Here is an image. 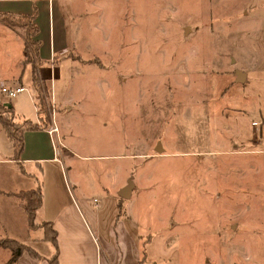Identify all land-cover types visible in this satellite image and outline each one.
Returning <instances> with one entry per match:
<instances>
[{
  "label": "rangeland",
  "instance_id": "374dc122",
  "mask_svg": "<svg viewBox=\"0 0 264 264\" xmlns=\"http://www.w3.org/2000/svg\"><path fill=\"white\" fill-rule=\"evenodd\" d=\"M53 1L57 35V23L63 16L68 29L71 27L74 32L77 29L80 35L79 40L74 41V58L82 64L78 78L70 66L56 61V67L61 66V78L56 83L57 99L67 93L68 88L65 92L61 89H65L69 81L73 85V95H92L87 101L83 99L85 102L80 106H86L88 111H78L71 118L72 146L79 155H72L60 145L61 155L71 156L67 160L71 165L69 174L80 175V189L88 194V203L97 210L102 221H110L121 211L118 203L121 193L120 190L116 192V186L123 182L129 162H136L135 171L130 173L134 180L133 194L129 199L125 198L123 206L129 212L133 210L135 220L140 223L134 230L142 237L139 242L143 264H221L226 255H221L219 249L235 245L230 204L232 181L237 182L236 177L243 176L245 185L248 173L242 169L248 164L258 167L262 159L246 157L244 150L239 151L229 144L232 121L212 122L219 115L213 114L216 108L210 98L214 97L216 89L218 92L230 85L231 78L223 69L228 62L219 61L212 69L207 59L208 54L210 58L222 49L219 38L222 24L227 25L228 33L224 36H227V48L232 57L245 52L255 58L264 51V41L258 33L259 22L247 13L248 8L243 6L246 0ZM224 6L227 7L225 11L222 10ZM261 13L257 11L255 17ZM17 29L25 34L23 28ZM72 29H69V40ZM207 39L220 43V46L215 44L213 54L209 53L210 48L208 54L206 52L204 43ZM27 60L31 61L36 70L34 74L39 77L32 82L33 93L37 95L33 99L27 86L28 89L12 99L21 104L27 119L37 120L38 90L42 89L45 96L42 115H49L47 126H50L53 119L56 120V105L53 80L47 77L55 78L54 70L44 65L33 50H29ZM72 72L74 79L70 80ZM103 78H110L114 83L107 87V83L102 82V88L93 85L96 79ZM113 79L120 83L116 84ZM250 86L259 88L257 83ZM47 87L50 91H44ZM102 89L108 94L115 92V96L107 101L109 103L96 101L94 95L105 92ZM217 92L215 96L223 103L219 102L221 113L229 116L223 112L227 102L221 100L223 97L220 98ZM12 99L0 90L1 101ZM104 104L118 110L117 119L108 126L123 125L122 133L106 134L99 129L104 112H99L98 106ZM22 108L17 106V113H21ZM252 112L247 115L253 116L255 113ZM235 113L242 115L237 110ZM153 114L158 125L146 126V116L150 120ZM132 121H138L139 127L125 128ZM163 121L172 125H161ZM242 121L246 122L240 120V123ZM63 133L60 132L62 138ZM217 133L220 135L218 143L213 142ZM112 139H115L114 143ZM123 140L124 155H135L138 160H109L111 158L100 156L122 149ZM157 141L164 147L160 152L155 150ZM8 142V138L0 137V184L16 183L15 175L22 169L19 162L5 160L13 155ZM116 163L120 172L109 174L105 167L114 170ZM236 163L242 169L234 172L232 180L230 168ZM219 178L223 185L218 187L216 181ZM115 192L117 198L113 196ZM43 234V227L31 231L33 237ZM16 236L19 235L10 232L8 227L0 228V238ZM0 248V264H5L10 259V251ZM227 256L234 258V254Z\"/></svg>",
  "mask_w": 264,
  "mask_h": 264
},
{
  "label": "crops",
  "instance_id": "0c3cea01",
  "mask_svg": "<svg viewBox=\"0 0 264 264\" xmlns=\"http://www.w3.org/2000/svg\"><path fill=\"white\" fill-rule=\"evenodd\" d=\"M11 1L0 0V13L10 12L12 14L25 13L30 15L33 13L35 6L38 7L36 22L40 30L38 34V38L41 41L40 59L44 61V65L54 70L55 78H52L51 75L47 78L53 80L52 90L54 91L56 105L55 118L60 123V131L58 132L60 139L59 146H57V136L51 135L47 127L40 125L37 128H26L23 131V152L20 156H17L13 137H11L3 122L0 121V137L8 138V148L13 152V155L5 160L12 159L17 161L22 167L15 175L16 183L4 182L0 184V228L8 227L10 232L19 235L12 238L28 243L41 256L36 257L30 250L26 249L12 264H48V258L55 253L56 248L54 243L45 237L46 228L43 226L45 222H51L57 230L60 264H143V252L139 242V238L142 237L140 232L137 233L134 230L135 227L140 226V223L135 220L133 210L130 209L129 212L124 208L125 198L118 195V203L121 209L119 216H116L115 220L102 221V217L98 215L97 210L88 203V194L80 189V175L78 173V176L69 174L71 165L67 160L71 156L67 158V154L61 155L60 152V145H64L63 147L69 150L72 155L78 154V151L73 148L71 141L74 135V130L70 125L73 124L71 118H74L78 111H88L86 110V106H80L82 102H85L83 99L87 101L92 96L87 94L73 95V85L69 81L65 89H61L62 92H65L68 88L67 93L61 94V98L57 99L58 90L56 89V83L61 78V66L57 65L56 67V61L60 60L62 64L66 63L75 74H78L79 71L81 72L82 64H79V61L74 58V50H76L74 41L80 38L77 29L74 32V29L69 28L73 30L69 40L68 25L66 24L65 17L62 16L57 23V35V30H55V4L53 0ZM243 6L248 8L247 13L249 12V16L251 15L252 19L255 18L259 22L258 33L260 32V37L264 41V0H246ZM226 8L224 6L222 10L225 11L224 9ZM257 11H262L263 13L255 17ZM249 16L247 15V17ZM220 32L221 36L219 38L221 39L222 49L220 52H215L216 57L214 54L209 58L208 48L211 50L209 53L213 54L212 49L215 44L220 46V43L215 41V39H207L204 45L208 54L207 64L210 63L212 69V66L219 61L222 63L228 62L229 64L223 69L225 75L231 78V84L225 86L223 89H219L218 92L216 89L219 97L224 98L221 100L227 102V108L223 112L229 116H223L224 113H221L222 107L219 106V102L220 104L223 103L215 96V92L214 97L210 99L211 103H215L216 109L213 114L216 117L217 115L219 116L216 119H212V122L232 121L231 132L228 135L229 144L232 143L231 146L234 145L235 149L239 151L244 150L246 157L253 158L256 156L262 159V164L258 167L248 164L244 166L245 169H242L236 163L230 168L232 180L235 178L234 172L238 173L239 169L244 170L248 174L245 185L242 182L243 176L241 178L237 176L236 178L239 181H232L231 184L233 194L230 204L232 205L234 219L235 245L223 246L219 249L221 255H226L221 259V264H264V51L255 58L245 52L238 53L237 57H232V53H229V49L227 48L226 35L228 29L226 24H222ZM225 33L226 35L224 36ZM73 72L71 73L70 80L74 79ZM80 75L79 73L78 78ZM207 76L210 77V74ZM109 79L103 78L100 81L96 79L93 85H99L102 88V82H104V84L107 83L108 87L114 83L113 81L110 82ZM33 80V67L31 62L27 60L24 33L0 20V90L2 86L10 88L20 87L21 85L28 86L34 99L37 93L36 95L33 93ZM113 80L116 81V84L120 83L118 79ZM256 83L259 85V88L252 89L253 87L250 85H256ZM80 84V86L84 85L83 81ZM104 84L103 87L105 86ZM246 85L247 91L245 90ZM69 88L71 89L70 94ZM102 90L105 92L94 95L95 98L97 97L96 101L99 99L101 103H109L107 101L111 96H115V92L108 94L106 90ZM150 94L152 98L153 94ZM211 94L210 92L209 95ZM17 96L15 97L17 98ZM10 98L14 97L10 96ZM261 100L263 103H261ZM228 101L231 105L228 104ZM234 103L236 105L238 103L239 105H233ZM0 104L12 108V111H3V115L11 114L13 121L17 125H24L26 121L35 124L39 122L38 118L37 120L27 119V115L23 111L21 104L14 103L13 99L6 102L0 100ZM17 106L22 108L21 113H17ZM108 106L106 104L98 106L99 112H104L99 129L108 134H118L119 131L122 133L123 125L118 126L115 123L113 127L108 126L115 121L114 118L117 119L118 113L117 109H110ZM230 107L231 110H229ZM89 109L96 112L95 109ZM236 110L242 113V115L236 116ZM252 110V113L255 114L249 117V113ZM152 116L153 118H150V120L146 116V126L158 125H156L154 114ZM240 120H246V122L242 121V125ZM254 121H257L258 125H254L252 123ZM244 124L246 127H244ZM161 125L172 124L163 121ZM127 127H139V123L138 121H132L131 125L125 126V128ZM60 132H64L63 135L65 137L63 136L62 138ZM112 140V143H114L115 139ZM219 140L220 135L217 133L213 142L218 143ZM115 144L118 145V142ZM121 144L122 149L113 151L110 154H101L100 156L111 158L109 160H138V157L135 155H124L123 151L126 148L124 140ZM232 154L233 152L231 151L230 155ZM82 157L89 156L83 155ZM117 163L120 162L117 161ZM117 163L114 165V170L105 167V169L109 170V174L110 172H120L116 168ZM136 165V162H129L127 170L129 175L127 177V172H124L123 182L117 184L116 192L121 190L128 183L129 179H132L130 173L131 171H135ZM39 184L42 186L43 201L37 209L36 214L35 221L38 227L33 228L29 225L28 212L24 209L21 198L16 196V194L27 189L37 188ZM221 185H223V181L219 178L216 181V186L219 187ZM116 192L113 196L117 198ZM130 193L129 197L133 194L132 189ZM222 201L224 203V199ZM39 217H41L40 222L38 221ZM42 227L44 228V234L41 237L31 236L32 230L37 231ZM102 249L105 250L104 253ZM232 254H234V258H228L227 255Z\"/></svg>",
  "mask_w": 264,
  "mask_h": 264
},
{
  "label": "trees",
  "instance_id": "16d2710c",
  "mask_svg": "<svg viewBox=\"0 0 264 264\" xmlns=\"http://www.w3.org/2000/svg\"><path fill=\"white\" fill-rule=\"evenodd\" d=\"M38 11V7L35 6L34 11L32 14H25V13H18V14H12L10 12H3L0 13V20L6 22L10 26L14 28H23L25 31V38H26V47H27V56L29 53V50H33L34 53L36 52V56L40 59V49H41V41L38 38V34L40 33L39 26L36 22V17ZM31 62V61H30ZM35 68L33 67V75L34 80H38L39 77H36L34 74ZM36 73V72H35ZM40 88V87H39ZM38 90V89H37ZM49 87L45 88L44 91H48ZM42 89L38 90L39 95L38 98L40 99V104L38 101L39 107V115L41 117V120H43V124H40L39 122L37 124L32 123L30 121H26L24 125H17L12 118L11 114L3 115L4 112L12 111L11 107L4 106L0 104V121L3 122L6 129L11 134V137H13L14 140V147L17 156H20L23 152L24 147V136L23 131L26 128H37L40 125L41 126H47L50 122L49 115L43 116V109L45 106V96L42 95L43 92H41ZM50 91V90H49ZM43 105V106H42ZM16 196L20 197L22 200V204L24 206V209L28 212L29 215V225L33 228H37L36 224V214L37 209L40 207L43 201L42 196V186L39 184L37 188L27 189L24 191H21L20 193L16 194ZM46 228V234L45 237L52 241L55 245L56 251L55 253L48 258V264H60L59 263V255H58V240H57V230L54 228V225H52L51 222H45L43 224ZM0 246L4 247L11 252V258L8 261L7 264H12L15 262L19 256L27 250H30L36 257H41L33 249L32 246H30L28 243L21 242L19 240H16L14 238H0Z\"/></svg>",
  "mask_w": 264,
  "mask_h": 264
},
{
  "label": "built area",
  "instance_id": "2783aa9c",
  "mask_svg": "<svg viewBox=\"0 0 264 264\" xmlns=\"http://www.w3.org/2000/svg\"><path fill=\"white\" fill-rule=\"evenodd\" d=\"M26 89H28V88L26 86H22V85L20 87H15V88H10L8 86H2L1 87V92L5 93V94L7 93L11 97H15L18 94H20L23 90H26ZM36 106H37V110H38V113H39L40 105L38 104V101L36 103ZM53 120L54 121L52 122V124L50 126H45V127H47V129H48V131H49V133L51 135H56L57 136V139H58L57 142H58V144H60V139H59V135H58V132L60 131L59 124H58L57 120H55V119H53ZM38 121H39L40 124H43V120H41L40 115L38 117ZM252 123L254 125H258L257 121H254Z\"/></svg>",
  "mask_w": 264,
  "mask_h": 264
},
{
  "label": "water",
  "instance_id": "95a60500",
  "mask_svg": "<svg viewBox=\"0 0 264 264\" xmlns=\"http://www.w3.org/2000/svg\"><path fill=\"white\" fill-rule=\"evenodd\" d=\"M156 146H157L156 147L157 152L158 151L160 152L163 150V147L160 145V141L157 142ZM133 185H134V181L132 179H129L128 183L120 190L121 196L123 198H129V196L131 194L130 191H131Z\"/></svg>",
  "mask_w": 264,
  "mask_h": 264
}]
</instances>
